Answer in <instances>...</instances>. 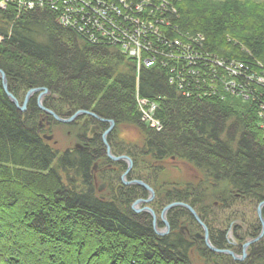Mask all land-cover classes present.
<instances>
[{
  "label": "trees",
  "instance_id": "16d2710c",
  "mask_svg": "<svg viewBox=\"0 0 264 264\" xmlns=\"http://www.w3.org/2000/svg\"><path fill=\"white\" fill-rule=\"evenodd\" d=\"M176 6L174 23L203 34L210 51L264 65V0H182ZM58 19L47 8L0 7V69L20 103L29 89L46 87L43 104L57 115L89 110L113 120L109 140L124 126L142 135L143 147L130 149L142 168L159 167L165 155L186 162L193 170L186 191L193 189L211 228L224 223L213 216L215 201H264L257 102L186 97L160 64L139 69L118 45L91 44ZM137 94L158 104L161 130L143 122ZM37 96L20 111L0 80V264H216L214 258L219 264H264V237L245 261L235 262L203 242L159 236L128 204L101 198L93 167L110 123L79 116L76 121L86 118L99 129L86 139L88 149L59 150L44 135L60 122L38 106ZM45 118L46 127L40 124ZM211 243L223 246L216 237Z\"/></svg>",
  "mask_w": 264,
  "mask_h": 264
},
{
  "label": "built area",
  "instance_id": "2783aa9c",
  "mask_svg": "<svg viewBox=\"0 0 264 264\" xmlns=\"http://www.w3.org/2000/svg\"><path fill=\"white\" fill-rule=\"evenodd\" d=\"M10 3L19 10L52 8L62 24L77 29L89 43L120 46L139 69L166 67L170 82L186 97L233 93L243 102H257L264 129V65L212 54L203 34L174 23L176 0H0L2 8ZM136 100L142 120L161 129L158 104L138 94Z\"/></svg>",
  "mask_w": 264,
  "mask_h": 264
},
{
  "label": "flooded vegetation",
  "instance_id": "af4514ba",
  "mask_svg": "<svg viewBox=\"0 0 264 264\" xmlns=\"http://www.w3.org/2000/svg\"><path fill=\"white\" fill-rule=\"evenodd\" d=\"M73 120L70 122H73ZM47 123L49 124V121H47ZM95 127L98 129L96 124ZM143 138L144 137L142 135L135 136V138L125 136L124 141L120 138V135L111 136L110 140L107 136V143L115 156L125 155L132 159V166L129 168V163L127 160H112L108 156L107 146L102 135L103 146L100 147L102 152L100 159L107 158L106 164L105 167H100L98 169V165L101 161L100 160L99 162L95 163L97 164L96 169L93 167L95 186L97 187L99 196L103 199H110L115 200L118 203L128 204L135 217L140 216L150 220L154 232L159 236H168L169 238L183 237L189 239L190 241H195V243L203 242L206 244L205 229L203 226L194 217L189 209L179 205V203L189 204L195 209L198 216L201 218L200 208L198 205L199 199L197 196H195L193 189L186 191L184 176L180 173L181 169L179 168V165H185L187 167L189 165L182 160H178L175 155H165L166 157L164 156L163 159L157 162L159 167H146L144 168L145 174L142 172V174H140L137 170V162L135 161V158L130 155L132 154L130 149L142 146V144L139 143ZM125 143H127L128 146ZM86 144L87 142L83 143L82 145L75 144V147L82 150L88 149ZM113 163H115L116 167H113ZM163 173L164 175H168V178L163 179L161 177ZM137 180L147 184L150 188H152L153 192H151L147 187L135 183ZM116 181L117 186H114L113 183H116ZM238 199L242 200L241 198ZM174 203H177V205H173L168 208L169 205ZM214 203L215 207L220 203L225 204V209L227 210L231 208L233 200L225 199L222 202L215 201ZM259 203L257 205L254 203L256 207V218L253 220V222H247L244 213V216L242 215L240 217H235V221L232 220V217L227 218L229 220V225L224 229L223 227L211 228L209 224L201 218V220L208 227L210 241L211 237H216L222 243L221 245H223L220 247V249H231L239 256H243L244 244L248 240L257 237L262 230V223L258 215ZM205 207L207 210H211L209 206ZM146 208L153 211L154 214L151 211H148ZM206 209H203L205 213ZM185 210H187L188 213H186ZM262 213H264V207L262 208ZM155 226L160 232L163 233V235H160L155 231ZM257 227H260V231L258 234H256L257 236H253L255 235V229ZM253 244L249 245L247 248V255L240 260H235L233 256L229 254H219L222 256H230L235 262L245 261L250 255V247Z\"/></svg>",
  "mask_w": 264,
  "mask_h": 264
},
{
  "label": "rangeland",
  "instance_id": "374dc122",
  "mask_svg": "<svg viewBox=\"0 0 264 264\" xmlns=\"http://www.w3.org/2000/svg\"><path fill=\"white\" fill-rule=\"evenodd\" d=\"M181 1L182 0H176V4L180 3ZM167 20L170 21V18L167 17ZM0 40H1V37H0ZM235 44L238 45V47H241V51L248 52V50L245 49L244 45H242L240 42L235 40ZM94 45H97V44H94ZM211 53L216 55V56L227 58V59H231V60L235 59V60H244L245 62L248 61L247 59H243V58H240V57H232V56H228V55L224 56V55L218 54V53H216V52H214L212 50H211ZM246 56L248 57V55H246ZM247 63H249V62H247ZM164 68H166V67H164ZM229 95L235 96L233 93H224L223 96H218V97L224 98L225 96H229ZM80 116H83V115H80ZM66 118H69V117H66ZM78 118H79V116L77 118H75V120H73V122H70V123H62V122L59 121L60 123L58 124V126H55V124H54L53 127L51 128L52 131H53V134L51 133L49 135H52L53 138L50 141L53 142V143L55 142L56 143L55 146L57 148H59V150L65 151L66 149H71L73 146H75V144L82 145L83 143L87 142L86 141L87 138L93 136V134L96 131L99 130V129H96L95 124H93V123L92 124L89 123L90 125H87L86 121H88V119L84 118V119L76 121ZM143 122L146 123L145 121H143ZM40 123L42 125H44L45 127L48 126L46 118L40 120ZM83 127H86V128H83ZM155 129L158 130V131L161 130V129H157V128H155ZM117 132H118V135H120V138L122 140H124L125 136L126 137L130 136L131 138H135V136H138L136 131H134L133 129H130V128L126 127V126H124L122 128L121 127L117 128ZM125 144L128 146L127 143H125ZM106 159L107 158L100 159L101 161H100V163L98 165V169L100 167H105ZM135 161L137 162V170L139 171V173L140 174H142V173L145 174L144 168H142L139 165L138 158L137 159L135 158ZM113 167H116L115 163H113ZM179 168L181 169L180 173L184 176V181H188V180L193 179V177H191V175H193V170L191 169V167H189V166L187 167L185 165H179ZM169 176H171V175H169ZM161 177L163 179H165V178H168V175H164V173H163L161 175ZM98 179H99V177H98ZM113 185L117 186V181H116V183H113ZM241 201L240 200L239 201L238 200H236V201L234 200L231 208H229L227 210L225 209V207H222L221 204H218L215 207L214 212H213V216H214L215 220H217L219 222H223L224 221V223H222L220 225L221 227H223L225 229L229 225V223H228L229 220L227 218L232 217L233 218L232 220L235 221V219H236L235 217H240L242 215L244 216V213H245V219H247V222H249V221L253 222V220H255V218H256V209L255 208L256 207H255L254 203H252L248 199L247 200H241ZM219 202H221V201H219ZM206 205L209 206V203H207ZM199 207H200V205H199ZM215 215H217L218 217L215 216ZM217 221H216V224H217ZM220 226L217 224V225H215V228H218Z\"/></svg>",
  "mask_w": 264,
  "mask_h": 264
},
{
  "label": "water",
  "instance_id": "95a60500",
  "mask_svg": "<svg viewBox=\"0 0 264 264\" xmlns=\"http://www.w3.org/2000/svg\"><path fill=\"white\" fill-rule=\"evenodd\" d=\"M0 80L2 82V86H3V89L5 91V93L7 94V96L9 97V99L15 104V106L20 110V111H26L27 109V105L29 103V100L32 98V96L35 94V93H38V96H37V102H38V106L49 116H53L56 120L62 122V123H69L70 121H72L73 119L77 118L78 116L80 115H89V116H92V117H95L96 119H99L101 121H104V122H109L110 123V126L109 128L103 133V140L107 146V152H108V156L112 159V160H127L128 163H129V168L132 166V159L128 156H125V155H122V156H115L111 149H110V146L108 145L107 143V135L110 133V131L113 129L115 123L113 120H106L104 118H101L100 116H98L96 113L92 112V111H89V110H78L77 112H75L71 117L69 118H64V117H61L59 115H57L53 110H51L50 108H47L46 106H44L43 104V99L46 95L50 94V90L46 87H40V88H31L29 89L26 94H25V97H24V100L22 103H20V101L18 100V98L10 91L9 87H8V79H7V76H6V73L0 69ZM44 137L47 139V140H52L53 136L52 135H44ZM97 167V164L94 165V169H96ZM135 183L137 184H141L145 187H147L151 192H153L152 188H150L147 184H145L144 182L142 181H135ZM173 205H177V203H174V204H171L168 206L171 207ZM179 205H182L184 207H186L187 209L190 210V212L194 215V217L200 222V224L203 226V228L205 229V242L207 244V246L214 252H218V253H225V254H229L231 256H233V258L235 260H240L242 259L244 256L247 255V248L249 247V245L255 243L256 241H258L259 239H261L263 236H264V216H263V213H262V208L264 207V201H261L258 205V215H259V218L261 220V223H262V230L260 232V234L255 237V238H252L250 240H248L245 244H244V255L243 256H239L236 252H234L233 250L231 249H220L216 246H214L210 239H209V232H208V227L207 225L201 220V218L198 216L197 212L195 211V209L190 206L189 204H186V203H179ZM148 211H151L150 209L146 208ZM166 210V209H165ZM153 213V211H151ZM154 214V213H153ZM155 231L160 234V235H163L162 232H160L157 227L155 226ZM214 262L216 264H219L216 259H214Z\"/></svg>",
  "mask_w": 264,
  "mask_h": 264
},
{
  "label": "bare ground",
  "instance_id": "6f19581e",
  "mask_svg": "<svg viewBox=\"0 0 264 264\" xmlns=\"http://www.w3.org/2000/svg\"><path fill=\"white\" fill-rule=\"evenodd\" d=\"M35 9V8H34ZM47 9H49V10H51V11H53V9L52 8H50V7H47ZM58 18H59V16H58ZM59 20V19H58ZM59 22H60V20H59ZM60 24H62L61 22H60ZM63 26H65V27H68V28H71L74 32H76L80 37H82L83 39H85L84 37H83V35L77 30V29H74V28H72V27H70V26H66V25H64V24H62ZM86 40V39H85ZM87 41V40H86ZM88 42V41H87ZM97 45H103V44H97ZM120 47V46H119ZM120 49H121V51L123 52V53H125L126 51H123L122 50V48L120 47ZM125 54H127L128 55V53H125ZM108 136V135H107ZM78 145H80V144H78ZM107 200V199H106Z\"/></svg>",
  "mask_w": 264,
  "mask_h": 264
}]
</instances>
